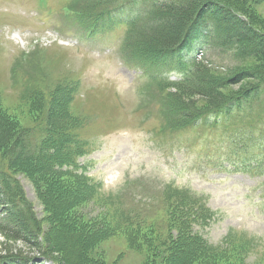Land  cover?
Listing matches in <instances>:
<instances>
[{
    "label": "rangeland",
    "instance_id": "rangeland-1",
    "mask_svg": "<svg viewBox=\"0 0 264 264\" xmlns=\"http://www.w3.org/2000/svg\"><path fill=\"white\" fill-rule=\"evenodd\" d=\"M82 1L0 0V172L11 174L4 179L27 204L21 227L0 230V255L43 257V264H264V0L190 1L229 23L219 42L212 38L201 49L196 39L195 60L181 55L179 42L160 46L158 27L143 32L147 42L130 34L121 51L153 0L107 7ZM72 5L99 19L104 13L114 29L101 23L104 33L89 35L90 26L61 12ZM53 28L70 38L67 44L22 55L37 33ZM194 28L205 32L201 21ZM132 57L157 75L148 78L149 96L161 102L152 99L143 112L144 64L134 68ZM171 62L197 73L194 84H179L168 70L158 82ZM205 78L213 81L199 86ZM254 84L262 92L244 103L246 111L220 113L208 125ZM166 103L182 111L177 125ZM53 127L71 134L62 133L57 146L64 141L72 154L88 153L86 166L69 168L67 176L80 171L93 191L32 164L34 153L54 154L44 146ZM27 128L38 130L34 153ZM72 135L87 139L90 150Z\"/></svg>",
    "mask_w": 264,
    "mask_h": 264
},
{
    "label": "trees",
    "instance_id": "trees-1",
    "mask_svg": "<svg viewBox=\"0 0 264 264\" xmlns=\"http://www.w3.org/2000/svg\"><path fill=\"white\" fill-rule=\"evenodd\" d=\"M104 3L109 4L111 2V0H103ZM189 2H186L184 5H180L177 8H173L170 5H157L155 7V11H154V15H153V19L158 21L159 23L164 25L165 30L160 31V33L162 32L161 35H157L161 38L160 43L162 45L160 46H167V45H171L174 43L179 42L178 44H180L181 41L184 40V38L186 37L191 23L193 22V20L195 18H197V20L203 22L206 16V12H203V9L199 10L197 7L195 6H190L188 5ZM213 7H210L208 12H210L211 15L217 17V19H219L220 21L217 20V27L219 29V33L222 36L223 35H227L226 33V25L229 24L228 22H225L224 17L225 16H218L216 13V10H212ZM224 22L226 24H224ZM199 28H197L196 30H198ZM229 33V30L227 31ZM158 33V34H160ZM229 35V34H228ZM165 39V40H164ZM150 43V42H149ZM198 77V75H196V78ZM213 80L211 79H203L201 81V83L199 84V86H205L207 87L208 82H211ZM213 89H209L208 91H211ZM247 88L240 91L239 93L236 94V99L235 100H239V97L237 95L242 94L243 92H246ZM210 93V92H208ZM62 103V100H59L57 102V105H60ZM53 132L56 134H59L63 129H57L55 127L52 128ZM57 141H52L50 142V146L51 148L54 150V157L57 158L60 161H63V163H67V159H66V155L63 153L62 149L58 148L57 146ZM59 162V161H58ZM57 162V163H58ZM32 164H36L37 166H39V168L44 169L46 171H50V169H46L45 167H43V162L42 161H38V162H34ZM52 172V171H50ZM49 173V172H48ZM51 176H55V177H59L56 176V173H49ZM5 190V198L6 201H10L12 196L19 202V212H18V216L15 218V222H18L24 215L26 212V207L27 204H25V202L22 201L21 199V194L15 190L14 188L10 187V186H6ZM26 219V218H23ZM23 221V220H22ZM21 221V223H23ZM21 227V225L19 226ZM16 236V235H14ZM4 256H8V255H13L11 254V252H5V253H1V255Z\"/></svg>",
    "mask_w": 264,
    "mask_h": 264
}]
</instances>
